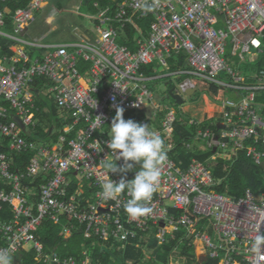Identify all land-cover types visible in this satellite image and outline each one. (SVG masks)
Masks as SVG:
<instances>
[{
    "label": "built area",
    "instance_id": "built-area-1",
    "mask_svg": "<svg viewBox=\"0 0 264 264\" xmlns=\"http://www.w3.org/2000/svg\"><path fill=\"white\" fill-rule=\"evenodd\" d=\"M8 1L18 0H0V212L7 204L12 217L0 218V250L12 257L31 243L38 262L77 264L72 256L46 251L37 234L43 219L56 223L66 214L82 226L85 238L123 247L146 238L154 227L158 243L180 230L217 264H264V251L250 250L257 230L264 233V191L247 188L230 196L216 190L221 179L214 175L216 159L230 160L232 151H245L255 164L264 163V0H123L114 9L94 3L99 9L92 36L58 45L45 43V37L24 39L44 0L13 10L5 5ZM134 17L151 20L147 32L137 30L129 46L125 30ZM180 56L186 68L171 69L170 59L178 63ZM259 63L248 75L240 71L242 64ZM154 64L167 70L162 77L185 76L173 86L184 101L188 89H195L193 94L218 87L213 96L218 115H190L191 124L209 121L187 145L191 152V145L210 152L205 161L192 158L183 167L170 156L173 146L165 138L173 132L176 111L166 108L156 120L160 104L154 103L150 83L160 76L142 71ZM36 78H43L41 92L72 121L52 148L31 140L38 133L33 113L38 91L31 84ZM228 91L233 97L225 96ZM117 107L133 113L149 109L144 119L123 116L148 124L166 149L160 183L144 205L150 211L135 218L124 210L126 191L115 199L101 194L106 179L121 178L103 161L114 160L106 142ZM74 129V137L65 138ZM29 148L36 151L25 168L11 171L9 152ZM116 162L123 165L122 159ZM88 181L94 187L92 199L85 196ZM88 262L86 257L82 264Z\"/></svg>",
    "mask_w": 264,
    "mask_h": 264
},
{
    "label": "trees",
    "instance_id": "trees-1",
    "mask_svg": "<svg viewBox=\"0 0 264 264\" xmlns=\"http://www.w3.org/2000/svg\"><path fill=\"white\" fill-rule=\"evenodd\" d=\"M30 0L8 1L5 5L9 10L16 7H26ZM123 0H88V10L96 15L98 9L93 6L98 3L99 7H110L114 9ZM2 7L5 8L4 4ZM93 20V18H92ZM151 19L146 18L140 20L137 17L133 18L131 25L126 27L127 43L132 40L134 34L138 31L143 33L147 32L148 22ZM138 30V31H137ZM130 46V45H129ZM171 69L186 68L184 64V57H179V62L176 63L172 58L169 61ZM243 67L240 71L248 75L249 72L256 70L260 63L256 66H247L242 64ZM150 66H146L144 71H148ZM153 68L151 69V71ZM183 77L182 79H184ZM44 82L43 78H36L31 84L36 86L34 117L38 120V133L37 136H31V140L39 143L47 144L52 148L58 141L59 137L63 134V129L72 121L70 117L58 118L57 115L62 112L61 109L56 107L50 95L44 96L41 93V84ZM38 85V86H37ZM217 86L211 85L210 91H202L211 97L217 93ZM41 94L42 96H40ZM226 97H233L231 92L225 93ZM49 110H47V108ZM166 111L162 109L160 115L156 116L161 118V115ZM129 117L134 119H144L146 115L150 114L149 109L139 110L137 113L131 111L124 112ZM192 117L182 113L178 115L176 112V119L173 124V132L171 136L165 138L166 144H171L173 147L169 151L170 156L176 160L177 163L186 167L192 158L205 161L210 152H191L187 149L188 143L196 136L197 131L201 128L208 126L209 121H204L200 124L189 123ZM46 123L42 125L41 123ZM76 130L65 135V138L74 137ZM38 142V143H37ZM261 148V147H260ZM36 149L29 148L22 152H9L11 171L23 170L28 161L35 155ZM230 160L216 159V166L214 167V175L216 178L221 179L220 185L216 190L223 192L230 196H240L244 190L249 188L252 191H264V163L261 165L255 164L250 157L246 156L245 151H232L230 153ZM178 160V161H177ZM117 163V162H116ZM118 166H121L117 163ZM139 170V165H136L132 172L127 174L115 173L116 175H126L127 179L134 177V172ZM38 182V180H37ZM76 188L73 184L71 192ZM85 196L92 199L94 187L91 182H85L84 185ZM2 211L0 212L1 219H10L9 206L3 204ZM172 213L177 214L174 209ZM70 229V234L65 237L64 231L66 228ZM41 241L44 244L46 251L54 250L62 256H72L77 260V264H82V261L87 257L88 264H172L175 258H180L185 264H217V259H212L208 256L197 257L194 253V244L190 238L185 237L183 231H176L172 236L167 234L163 241L160 243L156 240V227L152 228L151 232L146 238H137V241H129L121 247V244L109 241H99L96 237L85 238L83 235L82 226L78 225L76 221L66 215H60L59 222H53L50 219H43L41 225L37 230ZM11 264H44L38 262L36 255L32 249H22L17 254L11 257Z\"/></svg>",
    "mask_w": 264,
    "mask_h": 264
},
{
    "label": "clouds",
    "instance_id": "clouds-1",
    "mask_svg": "<svg viewBox=\"0 0 264 264\" xmlns=\"http://www.w3.org/2000/svg\"><path fill=\"white\" fill-rule=\"evenodd\" d=\"M146 66H150L148 71L153 68L152 65H144L143 72H148L144 71ZM184 104L185 101L183 104L176 105L181 108ZM166 108L169 107L164 109ZM123 113L124 109L117 107L108 128L109 140L106 146L114 160L104 159V166L111 173L127 174L132 172L136 165H139V170L134 172V177L130 180L126 178V175H122L118 182L111 178L106 179L101 185V194L105 199H115L126 191L129 199L124 204V210L129 216L135 218L150 211V208L144 205L151 200L160 183L161 167L166 160V149L161 135L151 131L148 124H141L132 119L126 120ZM121 159L123 165L118 166L116 161ZM250 250L264 251V233H261L259 229L250 242ZM0 264H11V256L2 250H0Z\"/></svg>",
    "mask_w": 264,
    "mask_h": 264
},
{
    "label": "rangeland",
    "instance_id": "rangeland-1",
    "mask_svg": "<svg viewBox=\"0 0 264 264\" xmlns=\"http://www.w3.org/2000/svg\"><path fill=\"white\" fill-rule=\"evenodd\" d=\"M88 0H44L38 10L33 12L32 19L28 22V31L24 36L26 40H31L33 37H45L44 42L51 45L66 44L76 42L85 37H91L90 30L94 29V24L92 18L94 14L88 10ZM94 6V4H93ZM99 9L98 7L94 6ZM11 34L18 35L9 29ZM153 70L156 72L159 79L152 82L150 87H152L155 99L154 103L160 104V111L165 107L173 108L178 115L181 114L180 107L176 105L174 99L169 94V90L173 85L181 80L185 76L176 77L170 79L168 77H162L163 74L167 73V70L161 65L153 66ZM44 96L46 94L41 92ZM207 101L212 105H215V101L205 93ZM42 96L41 94H39ZM202 91L197 89L192 95L185 96V104L182 106V113L187 115H192L198 119H206L211 115H218L220 112L219 107L212 106L211 108L206 107L205 99H203ZM190 107L191 105L200 106L201 109L196 110L193 108L185 111L183 108ZM215 107V108H214ZM49 110L48 107H46ZM65 114L60 112L57 117L64 118ZM159 121L158 117L156 118ZM16 121L20 123L17 119ZM38 122V120H37ZM154 123V122H153ZM46 125V123H41ZM191 143V141H190ZM198 144V142H197ZM191 145V144H190ZM194 149L192 152H197L195 150L196 146H190ZM188 150L190 148L187 147ZM191 151V150H190ZM178 161V160H177ZM179 164V163H178ZM71 179L77 180V176H71ZM194 253L197 257L203 256V249L198 241H194ZM31 243H27L24 248L30 249ZM87 262V261H85ZM172 264H185L180 258H175Z\"/></svg>",
    "mask_w": 264,
    "mask_h": 264
},
{
    "label": "water",
    "instance_id": "water-1",
    "mask_svg": "<svg viewBox=\"0 0 264 264\" xmlns=\"http://www.w3.org/2000/svg\"><path fill=\"white\" fill-rule=\"evenodd\" d=\"M194 90L195 89H188V90H186V92H187V94L191 95ZM169 94L172 96V98L174 99L176 104H178V105L183 104V102H184L183 98H181V96H179L178 94L173 93L172 88L169 90Z\"/></svg>",
    "mask_w": 264,
    "mask_h": 264
},
{
    "label": "bare ground",
    "instance_id": "bare-ground-1",
    "mask_svg": "<svg viewBox=\"0 0 264 264\" xmlns=\"http://www.w3.org/2000/svg\"><path fill=\"white\" fill-rule=\"evenodd\" d=\"M203 99H205V103H206V107H207V108H211L212 106H214V105H212V103L210 104L209 101H207L206 97H203ZM190 108H193V109H196V110L201 109L200 106H195V105H191L190 107H188V105H187V106L184 107L183 109H184L185 111H188V109H190ZM214 108H215V107H214Z\"/></svg>",
    "mask_w": 264,
    "mask_h": 264
},
{
    "label": "crops",
    "instance_id": "crops-1",
    "mask_svg": "<svg viewBox=\"0 0 264 264\" xmlns=\"http://www.w3.org/2000/svg\"><path fill=\"white\" fill-rule=\"evenodd\" d=\"M197 106V105H196Z\"/></svg>",
    "mask_w": 264,
    "mask_h": 264
}]
</instances>
